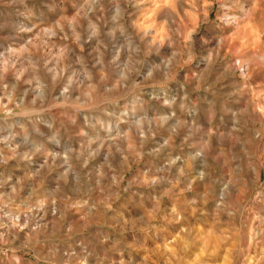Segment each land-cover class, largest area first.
Masks as SVG:
<instances>
[{"label": "clouds", "instance_id": "9594fccd", "mask_svg": "<svg viewBox=\"0 0 264 264\" xmlns=\"http://www.w3.org/2000/svg\"><path fill=\"white\" fill-rule=\"evenodd\" d=\"M264 0H0V264H264Z\"/></svg>", "mask_w": 264, "mask_h": 264}, {"label": "rangeland", "instance_id": "374dc122", "mask_svg": "<svg viewBox=\"0 0 264 264\" xmlns=\"http://www.w3.org/2000/svg\"><path fill=\"white\" fill-rule=\"evenodd\" d=\"M262 178H264V174H262Z\"/></svg>", "mask_w": 264, "mask_h": 264}]
</instances>
